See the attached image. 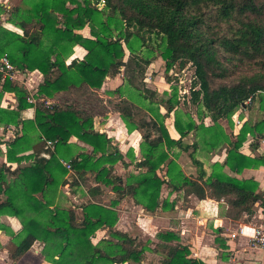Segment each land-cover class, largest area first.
Wrapping results in <instances>:
<instances>
[{
    "label": "trees",
    "instance_id": "trees-1",
    "mask_svg": "<svg viewBox=\"0 0 264 264\" xmlns=\"http://www.w3.org/2000/svg\"><path fill=\"white\" fill-rule=\"evenodd\" d=\"M98 1L22 0L7 11V20L21 33L0 27V55L5 54L17 70L35 69L42 75L33 103L28 102L26 90L12 80L4 79L0 85V99L6 91L12 92L16 101L14 108L0 106V126L18 128L6 142L5 159L19 163L31 158L10 179L4 163L0 164V214L17 216L22 225L12 241V260L21 256L34 239L44 244L42 254L53 264L143 260L147 246L114 228L117 215L112 206L116 201L110 200V207L102 205L99 185H88L87 192L95 201L80 205L79 219L71 208H50L42 201L47 187L65 183L71 186L83 180L86 172L95 175L96 183L128 196L148 212L168 208L167 200L159 196L163 184L175 190L183 188L198 199L224 198L238 210L249 209L259 201L264 210L257 182L229 174L264 165V155L249 157L238 151L246 133L264 136V0H102L101 7ZM84 27L88 36L78 32ZM74 45L82 47L85 54L66 64L65 58ZM156 57L163 61L164 72L175 61L185 60L192 66L196 87H190L188 100L195 108L198 123L187 107L177 108L174 87L168 96L156 99L154 107L151 105L154 95L144 87L143 79L146 67ZM240 65L258 69L226 81L231 68ZM119 73L123 83L107 93L115 99V111L126 130L136 129L140 134L139 159L134 163L139 171L128 173L123 185L106 166L122 160V155L108 148L110 139L104 133L93 130V113L70 102L44 103V98L60 92L80 97L88 90L99 89L106 77ZM122 86L129 88L144 108L126 98ZM246 99L250 104L258 102L261 118L252 124L244 122L231 141L217 121H231L237 109L246 107ZM31 106L33 118H21L20 112ZM159 106L164 113L159 112ZM170 113L177 139L170 138L164 125ZM205 115L212 122L209 126L202 123ZM33 129L43 140L30 145L27 133ZM190 131L198 140L182 143L181 138ZM71 136L88 144L91 150L70 155L67 163L72 173L68 181L64 177L66 169L44 140L52 141L57 151L71 145ZM197 145L225 148L223 162L211 163L206 174L202 165L192 159L197 167L195 176L184 178L179 187L170 184L178 171L171 148H191L193 152ZM28 149L30 155H21ZM42 153L49 154L48 158ZM125 154L133 157L131 149ZM102 229L108 237L93 243L91 238ZM156 237L163 252L158 264H204L190 256L188 247L180 244L174 231L161 230Z\"/></svg>",
    "mask_w": 264,
    "mask_h": 264
},
{
    "label": "crops",
    "instance_id": "crops-1",
    "mask_svg": "<svg viewBox=\"0 0 264 264\" xmlns=\"http://www.w3.org/2000/svg\"><path fill=\"white\" fill-rule=\"evenodd\" d=\"M21 2L22 0H0V6L3 7V10H0V27L18 34L21 33L20 29L7 20V11L11 7L20 5ZM78 32H81L83 36H88V32L85 33L84 30ZM84 54L85 50L82 47L74 45L71 54L65 58V63L67 64L72 58L81 59ZM156 58L150 61L149 64L154 63L156 66L162 64L163 66L161 58ZM145 76L146 70L144 79ZM121 77V73L114 77H106L101 85L102 92L103 90H112L118 85H121ZM12 81L26 90L28 102L33 103L37 85L42 81V75L35 69L18 70L16 79ZM100 88L88 90L80 97L60 92L51 98H44V101L48 102L49 105L70 102L81 110L91 111L93 113V130L104 133L110 139L108 148L110 147L112 150L116 149L122 155V160H117L113 164H106V166L112 169V174L120 177L119 184L123 185L128 173L136 174L139 171L134 167V163L139 159L140 134L136 129L129 132L126 130L118 112L115 111V99L109 95L106 98L98 94ZM95 92L99 96L97 97L98 100L105 106L101 114L96 113L93 109H86L85 107L79 106L80 103H88L89 96ZM183 103L184 101L182 102L178 98L177 108L181 106L188 108L190 106L188 99L185 101V106ZM15 105L16 101L13 93L3 92L0 99V106L14 108ZM110 105H113V108ZM159 112L164 113L162 106H159ZM261 113L258 102L254 101L251 104H246V107L237 109L232 114L231 121L228 122L226 119H219L217 122L228 138L234 141L242 124L244 122L252 124L259 121ZM33 114L34 107L31 106L22 110L20 117L23 119H31L33 118ZM191 115L198 123L196 113L192 112ZM167 118L170 119L169 125L165 124V119ZM165 119L164 125L168 135L172 139H177L178 134L172 126V113L165 117ZM202 123L205 126L212 124L206 115L202 118ZM15 132H18V128L14 126L5 128L0 126V164L4 163L5 169H9L8 172L6 171L7 178L9 179L17 174L20 167L31 161L29 157L22 159L19 163L6 161L4 154L6 142L13 137ZM27 138L30 145H35L37 142L43 140V137L37 129L29 131ZM196 139L198 140V136L195 137V134L190 131L181 138V141L184 144H191ZM68 143L71 145L67 147L61 146L57 151L54 150L52 145H45L54 151L55 157L60 163L62 161L67 162L70 155L76 152L83 151L88 153L91 150L88 144L76 140L73 136L68 139ZM128 149L132 150L133 157L125 154ZM191 151V148L186 150L171 148L170 150V152H173L175 163L178 165V171L169 180L170 184L175 187H179L184 178L195 176L197 167L192 162V159L198 161L202 165L205 173L208 174L210 164L213 162L222 163L226 155V150L223 147L220 149L217 147L208 149L197 145L196 149L193 152ZM238 151L249 157L264 155V136L261 134L252 135L246 133ZM30 153L31 150L28 149L22 152L21 155L28 156ZM41 155L45 158L49 156L47 153H42ZM62 166L65 168L64 165ZM65 169L67 173L64 177L69 181V175L72 173V170ZM224 171H227L226 166L224 167ZM229 174L238 179L250 178L255 180L258 185V191L262 193L264 198V165H258L254 168H243L238 173L229 172ZM94 176V174L86 172L83 180H77V183L71 186L67 183L49 186L46 188L41 199L50 208L58 206L73 209L75 217L79 219L81 218L80 205L88 200L95 201V199L90 198L87 192L88 185H99L100 189H102V195L99 197L102 205L110 207L108 206L110 204L109 201H116L114 206H112V209L116 211L117 215L114 228L126 233L131 238H135L138 242L140 240L142 241V239H144L143 241L148 240L145 241V245L146 242H149L146 245L147 249L144 251V258L141 262H124L120 264H158L163 256V252L159 245H157L156 233L161 230H169L177 233L180 244L188 247L190 256L202 261L204 264H264V250L251 247L248 242L252 233V227L257 225L264 229V210H262L259 201L255 202L249 209L238 210L230 206L224 198L216 200L215 198L205 196L202 199H198L193 194L185 192L183 188L175 190L163 184L160 188L159 196L167 200L168 208L164 210L158 208L153 212H148L142 209L140 205L134 204L128 196L115 194L109 186L96 183ZM3 197L2 195L1 198ZM238 228H241L242 232L236 233L233 238L230 237V233L237 232ZM21 229L22 225L17 216L0 214V264H53L42 254L44 244L37 239L31 242L29 248L21 256L14 260L9 257V253L13 248L12 241ZM96 232H100L102 238L108 237L105 229L97 230ZM96 234L91 238L93 243L100 238L96 237ZM56 257L57 254L54 252V258Z\"/></svg>",
    "mask_w": 264,
    "mask_h": 264
},
{
    "label": "rangeland",
    "instance_id": "rangeland-1",
    "mask_svg": "<svg viewBox=\"0 0 264 264\" xmlns=\"http://www.w3.org/2000/svg\"><path fill=\"white\" fill-rule=\"evenodd\" d=\"M83 30L85 33L88 32L87 28L85 29L82 28L79 31H83ZM257 69L258 68L254 67L253 65L236 66L234 68H231L230 74H229V80H226V81H230L231 79H234L240 73L250 74V73L255 72ZM261 71L264 72V69ZM165 76H170L171 78L169 80H166ZM193 81H195V78H194L192 66L189 64L188 61L180 60V61L173 62L167 72H164L162 64H159V66H156V64L154 63L149 64L146 68V76H145L143 84H144V87L148 89L149 91H151L154 95V96H151V100H150L152 102L151 105L154 107L156 105L155 103L156 99L160 97L168 96L171 92V88L173 87L177 90L176 91L177 101L179 98L180 101L185 102L186 99H189V96H188L189 90H190V87L193 86ZM193 87H196V86H193ZM122 89H124L123 95H125L126 98L131 100L132 103H134L135 105L141 108H144L143 105L140 104V102L138 103L135 101L136 98L133 95V93H130L131 91L129 90V88L122 86ZM98 94H100L101 96L103 95V97H106V98L108 96L107 90H103L102 92V87L100 88V90H98ZM129 94H131L132 96L131 97L128 96ZM97 97L99 96L97 95L96 92L92 93V95L89 96L88 103L86 102L82 104L80 103L79 106L85 107L86 109H93L96 113L101 114L102 110L105 109V106L98 100ZM110 106L111 108H113V105H110ZM178 108L180 110H183L184 107L181 106ZM188 108L191 113L195 112L194 107L189 106ZM169 123H170V119L169 118L165 119V124L169 125ZM96 233H97L96 237H102L100 232H96ZM143 240L144 239H142V241L140 240L139 243L143 242L142 244H144L145 241H148V240H145V241ZM148 243L149 242H146V245Z\"/></svg>",
    "mask_w": 264,
    "mask_h": 264
},
{
    "label": "built area",
    "instance_id": "built-area-1",
    "mask_svg": "<svg viewBox=\"0 0 264 264\" xmlns=\"http://www.w3.org/2000/svg\"><path fill=\"white\" fill-rule=\"evenodd\" d=\"M100 6H99V5ZM98 7L102 6V0H99L97 3ZM18 74V70L11 65L9 62L8 58L6 57L5 54L0 55V82H2L4 79H9V80H15L16 76ZM249 99H246L245 103H248ZM46 105H48V102H44ZM46 145H52V141L50 140H45ZM62 165L65 166V168L70 169V166L67 162H61ZM242 232L241 228L237 229V232L230 233V237H234L236 233ZM249 245L251 247L259 248L264 250V229L259 227V226H254L252 227V233L249 237Z\"/></svg>",
    "mask_w": 264,
    "mask_h": 264
},
{
    "label": "water",
    "instance_id": "water-1",
    "mask_svg": "<svg viewBox=\"0 0 264 264\" xmlns=\"http://www.w3.org/2000/svg\"><path fill=\"white\" fill-rule=\"evenodd\" d=\"M5 171H7V172H8V171H9V169H8V168H6V169H5ZM117 196H121V195H117Z\"/></svg>",
    "mask_w": 264,
    "mask_h": 264
}]
</instances>
